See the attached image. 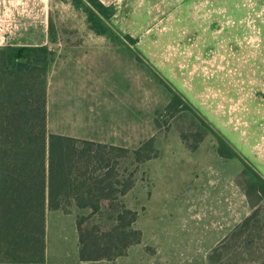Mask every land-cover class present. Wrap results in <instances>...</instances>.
Listing matches in <instances>:
<instances>
[{
  "label": "rangeland",
  "instance_id": "1",
  "mask_svg": "<svg viewBox=\"0 0 264 264\" xmlns=\"http://www.w3.org/2000/svg\"><path fill=\"white\" fill-rule=\"evenodd\" d=\"M0 1V35H4L0 46L11 41L40 42L47 32L55 36L49 43L55 48L54 57L60 50L74 51L81 59L98 63L100 106L94 114L89 112L88 124L100 122L108 142L116 138V144L134 149L154 138L159 150L151 158L155 163L222 160L215 158L212 134L199 143L204 147L200 153L189 151L183 134L194 141L191 134L197 121L189 111L167 109L170 91L137 59L128 39L122 37L125 42L119 43L97 34L89 28L85 11L69 1ZM103 1L116 8L110 22L117 31L133 36L134 46L264 172V0ZM123 110L125 137L119 135ZM48 125L57 132L83 130L82 121H61L58 115ZM178 164L175 167L183 172ZM135 177L137 185H151L149 170L141 164ZM136 194L133 191L130 196ZM261 217L264 222V210ZM262 224L253 232L242 227L233 233L220 249L221 264H264Z\"/></svg>",
  "mask_w": 264,
  "mask_h": 264
},
{
  "label": "trees",
  "instance_id": "2",
  "mask_svg": "<svg viewBox=\"0 0 264 264\" xmlns=\"http://www.w3.org/2000/svg\"><path fill=\"white\" fill-rule=\"evenodd\" d=\"M64 1L84 10L89 28L97 34L119 43L125 42L122 37L128 39L137 59L170 91L167 109L192 113L198 123L191 134L195 140L183 134L191 150L212 134L219 155L242 161L237 181L252 210L209 252V263L221 264L220 249L233 233L242 227L253 232L264 223L263 170L134 46L133 36L117 31L110 22L114 5L103 0ZM49 32L53 33L52 21ZM54 40L51 36L50 41ZM54 54L49 44L0 46V262L45 261L50 209L78 211L83 260H114L143 239L142 229L135 225L139 211L127 206L123 197L136 183L138 165L157 156L154 138L131 149L51 131L47 87Z\"/></svg>",
  "mask_w": 264,
  "mask_h": 264
},
{
  "label": "crops",
  "instance_id": "3",
  "mask_svg": "<svg viewBox=\"0 0 264 264\" xmlns=\"http://www.w3.org/2000/svg\"><path fill=\"white\" fill-rule=\"evenodd\" d=\"M2 9L0 1V20ZM43 35L40 42L11 41L6 44H49L48 33ZM93 66H96L95 71ZM97 66V62L81 59L74 51H59L50 65L48 122L55 115L61 121H82L81 132L61 133L108 142L100 130V122L92 126L88 124L89 112L94 114L100 106V73ZM128 105L130 109V99ZM129 109L127 136L130 135ZM119 135L126 136L125 110L123 121H119ZM116 140L113 143L116 144ZM202 148L189 151L200 153ZM214 150L215 158L222 160L193 159L180 165L177 160L155 163L156 160L149 159L141 163L143 169L149 170L151 185L135 183L123 198L127 206L139 211L135 225L142 229L143 239L132 244L126 255L114 260H83L79 251L78 211L50 209L47 213L45 261L0 264H210L209 252L231 234L252 210L245 191L237 181L243 170L242 161L236 157L225 159L219 155L216 146ZM177 164L183 172L175 167ZM133 191L138 192L135 198L130 196Z\"/></svg>",
  "mask_w": 264,
  "mask_h": 264
}]
</instances>
